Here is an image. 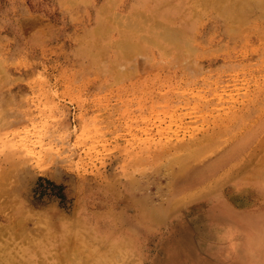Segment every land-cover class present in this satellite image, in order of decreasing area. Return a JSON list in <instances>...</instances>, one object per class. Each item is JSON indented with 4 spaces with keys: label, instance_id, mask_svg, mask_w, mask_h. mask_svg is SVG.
<instances>
[{
    "label": "rangeland",
    "instance_id": "obj_1",
    "mask_svg": "<svg viewBox=\"0 0 264 264\" xmlns=\"http://www.w3.org/2000/svg\"><path fill=\"white\" fill-rule=\"evenodd\" d=\"M93 18L84 11L70 17L57 0H0V264H143L141 252L154 256L156 249L138 246L145 232H133L136 220L115 245L111 231L101 237L91 222L122 224L113 212L141 205L163 210L168 221L205 211L221 193L201 195L193 206L190 198L198 189L206 193V184L173 193L181 164L201 165L240 140L252 147L264 138L260 30L235 40L221 29L202 30L192 53L175 61H158L151 47L149 60L137 55L131 73L114 80L107 67L74 54L76 37ZM241 181L247 171L226 182ZM236 192L248 198V188ZM218 230L213 224L208 234ZM211 253V262L231 263Z\"/></svg>",
    "mask_w": 264,
    "mask_h": 264
},
{
    "label": "bare ground",
    "instance_id": "obj_2",
    "mask_svg": "<svg viewBox=\"0 0 264 264\" xmlns=\"http://www.w3.org/2000/svg\"><path fill=\"white\" fill-rule=\"evenodd\" d=\"M57 1L70 17L75 16L79 11L88 13L89 17L94 14V18L87 19L80 35L76 37L74 54L81 63L107 67L108 75L114 80H120L131 73L132 70L128 65L137 55H143L145 60H149L146 55L151 47L161 56L158 61L167 58L175 61V58L188 57L194 49V45L191 44L199 42V32L202 30L221 29L228 40H235L255 29L260 30L264 38V0H176L177 2L175 0H100L101 2L97 3L95 0ZM203 19L205 20L202 22ZM244 52L247 53L245 50ZM216 134L212 132L205 137L212 139ZM257 138L251 137L250 140L256 141ZM262 140L252 147L251 144H244L245 141L240 140L226 150H222L214 158L202 162L201 165L181 164L180 170L174 176L173 193L206 184L208 191L205 193L202 189H198V192L190 198L191 206L197 204V199H200L201 195L205 196L209 192L210 195L221 193L219 202L211 201L205 211L185 216L183 220L172 217L168 221V216H164L163 210L160 212V209L152 205H141L133 213L114 211L115 217L124 220L122 224L95 220L91 222V227L101 237V233L111 231L116 238L115 245L122 240L121 234L124 233L128 221L136 220L133 232H141V230L145 232L143 238L142 235L136 238L138 246H144L149 242L156 249L154 256L141 252L140 259L143 264H216V260L211 262L212 250L216 256L221 254L222 257L231 258L230 264H264V183L252 181L257 178L264 180V152L261 153L264 150V141ZM190 141L182 142L183 146ZM257 155H260L258 161L250 166V160ZM242 171L248 172V181L238 182L239 185H227L226 181L234 173ZM247 188L248 198L236 192L238 189ZM131 200L133 201L131 206H134L137 203L135 195L131 196ZM183 203L184 201L174 205L180 207ZM239 204V207L248 205V212L236 210V205ZM239 220L242 222H238ZM152 222L159 225L155 226ZM213 224L220 229L217 235L208 234V227ZM240 224L243 227H240ZM64 229L65 227L61 226L57 232L62 233ZM162 231H165L162 233L165 234V238L153 242L152 237ZM56 235L54 231V237ZM248 249L252 251L253 259L248 258ZM114 261H118L116 254ZM96 264L110 263L103 259Z\"/></svg>",
    "mask_w": 264,
    "mask_h": 264
}]
</instances>
